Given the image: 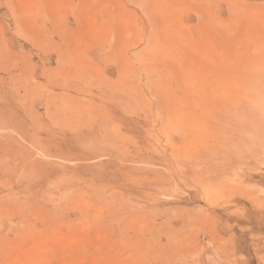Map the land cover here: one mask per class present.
<instances>
[{
    "label": "rangeland",
    "instance_id": "obj_1",
    "mask_svg": "<svg viewBox=\"0 0 264 264\" xmlns=\"http://www.w3.org/2000/svg\"><path fill=\"white\" fill-rule=\"evenodd\" d=\"M229 263L264 264V0H0V264Z\"/></svg>",
    "mask_w": 264,
    "mask_h": 264
},
{
    "label": "bare ground",
    "instance_id": "obj_2",
    "mask_svg": "<svg viewBox=\"0 0 264 264\" xmlns=\"http://www.w3.org/2000/svg\"><path fill=\"white\" fill-rule=\"evenodd\" d=\"M77 92H78V91H77V89H76L75 92H74V94H75V95H78V97L69 94V95H67V97H63V98H65V99H67V98H73V99H75V98H76L77 101H79L78 99L81 98V97H80L81 94H79V92H78V93H77ZM82 95H85V94H82ZM86 95H87V94H86ZM77 101H76V102H77ZM76 102H75V103H76ZM238 261H239V260H238ZM229 264H230V263H229Z\"/></svg>",
    "mask_w": 264,
    "mask_h": 264
}]
</instances>
